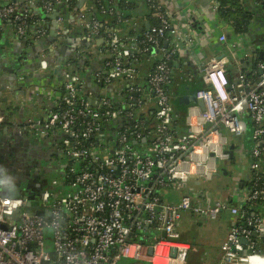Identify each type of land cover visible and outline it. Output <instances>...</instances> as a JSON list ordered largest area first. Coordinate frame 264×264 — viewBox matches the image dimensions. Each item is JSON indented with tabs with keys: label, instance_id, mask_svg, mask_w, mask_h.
Listing matches in <instances>:
<instances>
[{
	"label": "built area",
	"instance_id": "built-area-1",
	"mask_svg": "<svg viewBox=\"0 0 264 264\" xmlns=\"http://www.w3.org/2000/svg\"><path fill=\"white\" fill-rule=\"evenodd\" d=\"M78 1H37L45 19L56 22V39L49 50L31 59L50 76L61 74L54 104L30 120L28 127L34 136L57 145L62 158L59 172L67 189L57 191L56 181H52L54 189L42 191L29 207L25 195L0 194V264H120L122 260L185 264L190 246L178 239L176 231L182 211L215 218L228 210L234 217L220 244L217 264H250L252 257H261L263 252L255 248L252 232L264 209V59L234 57V71L229 75V55L211 56L200 68L203 86L194 93L203 109L189 107L185 127L176 129L167 87L172 72L169 59L176 51H164L165 56L151 66L147 76L155 124L146 136L138 130V122L129 125L122 120L132 118L131 108L140 102V87L134 85L135 64L152 62L162 39L175 32L166 11L160 2L147 0L155 8L152 18L157 22L149 24L136 43L117 28L100 32L101 24L88 16L92 6L83 0L77 7ZM18 10L12 3H0V29L9 22L19 39L38 41L48 36L49 28L41 25L35 12ZM28 20L34 21L32 33L27 29ZM68 20L83 30L93 48L97 40L105 43L96 49L105 59L106 72L95 75V84L104 90L95 107L88 101L93 98L82 95L84 74H69L67 61L62 65L49 61L58 44L65 43ZM218 40L229 43L233 51L241 48L225 34ZM82 48L73 49L72 58L90 54V46ZM261 51L264 58V41ZM115 81L119 83L116 93L106 96ZM126 101L128 106L120 108ZM4 121L0 110V124ZM108 125L112 134L104 132ZM249 127L248 173L239 179L237 195L230 202L218 199L202 204L189 195H182L177 203L164 200L161 188H182L190 180L209 181L220 171L221 161L229 156L227 136L221 128L243 138L249 135ZM127 132H134L133 140ZM46 228L52 230L51 251L45 247Z\"/></svg>",
	"mask_w": 264,
	"mask_h": 264
},
{
	"label": "crops",
	"instance_id": "crops-1",
	"mask_svg": "<svg viewBox=\"0 0 264 264\" xmlns=\"http://www.w3.org/2000/svg\"><path fill=\"white\" fill-rule=\"evenodd\" d=\"M37 1L0 0V3H12L21 12L25 10L35 12L38 19L41 20V25L48 27L50 30L53 21L50 17L45 19L43 11L37 6ZM156 2L161 3L168 15L169 22L175 30L174 33L170 32L162 39L161 50L158 53L156 52V56L163 58L165 56L164 51L175 49L176 52L169 61L172 70L171 79L173 76V79L177 80L176 85L182 84V81H187L188 85L192 84V90L202 87L203 81L200 68L213 55H229L231 63L229 64L228 73L234 71L231 60L234 57L250 60L258 58V56L255 57V54H259L264 41V11L258 8L255 9L248 33L235 35L232 27L218 17V3L214 0H155L154 3L156 4ZM80 5L78 4L77 7ZM126 6L133 8L134 14L124 21L125 24L122 29L125 32L135 31V28L141 25L146 27V24L150 22H157L156 19L152 18V11L155 8L148 4L147 0H130ZM65 31V43L60 46L58 44L53 56H49L51 58L50 62L65 63L68 60L67 58L71 56L73 49L78 47L86 49L87 46H90V54H88L89 67L84 70L86 74L84 76L85 86L82 90V95L97 101L96 99L103 95L101 93L104 90L98 89L100 86L97 83L95 84V75H104L106 66L103 63V57L96 52V49L103 41L97 40V46L93 48L90 44L91 40L86 37L83 30L72 20L67 21ZM221 34L236 40L240 43L241 48L237 51L231 50L229 43L218 40ZM48 37L49 33L45 39ZM55 39L54 37L51 41L46 40L44 44H41V39L38 41H33L30 38L19 39L15 36L11 23L4 22L2 24L0 29V110L5 114V121L0 124V147L4 146L6 142H11L8 140L10 136L21 133L22 136L28 135L29 139H33L37 143H41L43 139L53 149L55 156H59L56 153L58 151L57 145L50 143L47 138L34 136L28 127L29 121L37 118L40 113L50 108L58 97L57 84L61 83V74L57 77L51 76L52 80L48 82L49 72L40 70L36 64L31 62L32 57L39 55L43 50H49L51 43ZM80 43L81 46L79 45ZM253 49L255 52L252 53ZM4 50H9L8 54H4ZM135 66L137 68V79L134 84L140 87L138 97L140 102L134 107L132 106V108L135 114H141L144 117L151 113L152 110H155V104L148 96L149 88L146 80L152 64L150 61H140ZM12 74L16 77L14 80L11 78ZM197 79L200 81H197ZM117 82H113L109 89L105 91L106 96H113L116 93V86L119 84ZM189 94L191 95L192 92ZM190 95H185L181 98V100L191 101L187 110L193 105H198L196 99L192 100L189 98ZM251 146L252 143L247 146V150L243 151L236 146L233 140L228 141L226 150L229 156L226 160L221 161L220 168H226L227 177H231L230 183L233 182L232 185H234L233 191H228V185L217 188L211 185L214 178L221 179V175L204 182L201 180H190L182 188L168 187L164 189V193L160 190V194L166 202L171 203H177L182 195H189L194 200L201 201L202 204L218 199L223 201L231 200L232 196L235 197L237 195L236 188H239V181L236 182V178L245 177L248 173ZM229 151H232V157ZM242 151L248 154V162H244ZM55 164L59 165L58 169L60 170L62 161L57 160ZM51 185L52 189H54L52 181ZM261 215L264 216V209ZM210 221L214 222V225H208ZM233 221L234 217L230 215L228 210L222 211L215 218L205 215L199 217L194 215L192 217L189 211H182L176 223V228L179 230L184 242L188 243L189 246L191 244L195 248L197 259L202 264H217L221 254L220 244L225 240ZM257 237L258 241H260V250L263 252L261 257H257V261L263 264L264 234L260 235L258 233ZM128 264L139 263L130 262ZM145 264L149 263L145 262Z\"/></svg>",
	"mask_w": 264,
	"mask_h": 264
},
{
	"label": "trees",
	"instance_id": "trees-1",
	"mask_svg": "<svg viewBox=\"0 0 264 264\" xmlns=\"http://www.w3.org/2000/svg\"><path fill=\"white\" fill-rule=\"evenodd\" d=\"M214 1L218 3V9H217L218 17L232 27L235 35L237 34L244 35L248 33V31L250 30V22L252 16L254 15L255 9L258 8L259 10L264 11V0H214ZM87 2L92 6V8L89 10L88 16L96 19L101 24L99 28L100 32H102L105 28L113 27L122 30V32L127 34L128 36L133 37L136 43L141 41V39L143 38L142 34L147 29L145 25L138 26V28H135V31L125 32L122 29L125 24L124 21L128 17H130V15L134 14L133 8L127 7L124 0H113V1L87 0ZM72 8L75 9V4L72 5ZM62 11H66V10L62 9ZM33 24H34L33 20H28L27 29L29 31H31ZM149 24L153 25L154 22L152 23L150 22ZM79 45L81 46V43ZM67 59H68L67 63H69V65L67 66L66 70L69 71L68 72L69 74L75 72H81L85 76L86 73L84 70L89 67V56L87 55V53L84 52L79 59L72 58V56H69ZM258 59L260 58L258 57ZM103 60L105 59L103 58ZM159 60H161V58L154 54V58L151 62L152 66L154 65V63L158 62ZM151 68L149 69L148 74L150 73ZM231 74L232 73H229V75ZM51 78L52 77L49 75L48 82L52 80ZM197 81L200 80L197 79ZM176 82L177 80L175 81L172 76L170 84H168L167 87L171 96V104L173 109V117H174L173 127L176 129H181L184 128L186 125L185 116L187 112V107L189 106V103H191V101L181 100V98L185 95H190L189 93L192 92V86H191L192 84L188 85L187 81L186 82L182 81V84L176 85L177 84ZM127 106H128V101H126L125 104L120 106V108ZM135 121L138 122L139 124L138 130H141L143 134L146 135L147 132L152 130L155 124L154 110H152L151 113L147 114L144 117L141 114H135V112H133V117L128 120H124V121L122 120V123H128L130 125L135 123ZM114 127L116 128V126ZM107 130L109 133L112 132L113 128H111V125H108L106 128H104V132H106ZM104 135L102 137L106 138L107 136ZM127 136L129 139H132L134 136V132L133 133L127 132ZM139 144L140 142L138 144H134V146L138 147ZM19 195L20 192L18 191H14L9 194V196L12 197ZM230 201L231 200H228V202ZM190 214L192 217H194V214L192 212H190ZM176 231L179 236L178 239L184 241L177 228ZM258 250L260 251V247ZM136 263L145 264V262H141V261H136ZM185 264H202L200 260L197 259V256L195 254V248L191 244Z\"/></svg>",
	"mask_w": 264,
	"mask_h": 264
},
{
	"label": "flooded vegetation",
	"instance_id": "flooded-vegetation-1",
	"mask_svg": "<svg viewBox=\"0 0 264 264\" xmlns=\"http://www.w3.org/2000/svg\"><path fill=\"white\" fill-rule=\"evenodd\" d=\"M28 137L17 133L9 137L10 143L6 142L0 147V194L9 195L11 192L21 191L35 197L34 193L45 190L42 186L45 181L44 173L49 169L59 168L55 162L61 161V156H55V152L45 141L37 143ZM39 159L47 163L44 169L38 167ZM253 239L255 248L259 249L258 237Z\"/></svg>",
	"mask_w": 264,
	"mask_h": 264
},
{
	"label": "rangeland",
	"instance_id": "rangeland-1",
	"mask_svg": "<svg viewBox=\"0 0 264 264\" xmlns=\"http://www.w3.org/2000/svg\"><path fill=\"white\" fill-rule=\"evenodd\" d=\"M221 131H222V133L224 132L227 135V141L233 140L235 142L236 146L240 147L243 151L247 148V146H249L250 143H252L251 138H250V134H251L250 127H249V135L246 136V137H243V138L234 137L231 133H229L226 129L224 130L223 128H221ZM243 151H242V156L244 157V162H248V159H249L248 154H246L245 152L243 153ZM38 164H39V166H38L39 168H43L44 169V167H45V165L47 163L44 160L39 159L38 160ZM52 166H54V164ZM248 167H249V164H248ZM43 178L45 179V181L43 182V185H42L43 186V190L44 189L45 190L46 189H49V190L52 189V185H51V181L52 180L56 181L57 190L64 191L65 189H67V187L64 184V181H63V179H62V177L60 175V172H59L58 168L56 170L55 169H49L48 171H46L44 173ZM235 181L237 182V181H239V179L236 178ZM212 182L213 183H211V185L214 186L215 188L220 187V186L228 185L227 186L228 191L229 192L233 191V188H234V185H232L233 182L230 183V179L227 176H221V179L214 178V180ZM214 184H216V185H214ZM161 191L163 193L165 192L163 188H161ZM18 192H20V195H25V193H23L21 191H18ZM40 194H41V191H37L36 193H34L35 200L33 201V205L36 203V201H37L36 199L40 196ZM225 211H227V210H225ZM209 224H213L214 225V222L210 221L208 223V225ZM44 233H45V247H46L47 250L51 251V249H52V230L50 228H46ZM130 262L131 263L132 262L135 263L134 261H131V260H122V262L120 264H128Z\"/></svg>",
	"mask_w": 264,
	"mask_h": 264
},
{
	"label": "water",
	"instance_id": "water-1",
	"mask_svg": "<svg viewBox=\"0 0 264 264\" xmlns=\"http://www.w3.org/2000/svg\"><path fill=\"white\" fill-rule=\"evenodd\" d=\"M82 2H83V0H79L77 4L80 5ZM56 15H57V14H54V15L51 16V17L56 18ZM148 27H149V24L147 23V24H146V28H148ZM55 36H56V22L53 21V23H52V27H51L50 30H49V37H48L47 39H43V40H41L40 42H41V44H44V42H45L46 40L51 41ZM24 44H25V43H24ZM23 47H24V46H23ZM3 52H4V54H6V53L8 54L9 50H4ZM251 52L253 53V52H255V50L253 49ZM256 56H258L259 58H262V57H263V53H262V51H260L259 54H257V55L255 54V57H256ZM49 61H51V59H49ZM62 64H63V63H61V65H62ZM11 78L14 80L16 77H15L14 74H12V75H11ZM197 89H198V88L193 89V90H192V94L190 95V97H189V96H187V97L191 98L192 100H195L194 93H195V91H196ZM88 101H89L90 105H92L93 107H95V106L97 105V102H96L95 100H93V99H88ZM197 103H198V105L203 109V103H202V101H201V100H197ZM237 138H238V137H237ZM142 141H144V139H143ZM229 153H230V156L232 157V151H231V152L229 151ZM221 175H222V176H227V175H228V172H227V170H226L225 167H221V168H220V171L214 174L215 177H218V176H221ZM229 179H231L230 176H229ZM25 196H26V198L28 199L26 205L29 207L30 204H31V201H34V200H35V197L28 196V195H26V194H25ZM35 213H37V214H41L42 212H41L40 210H36ZM258 233H259L260 235L264 234V216L262 217L261 222H260L259 224H257V225L254 226V230H253V232H252V238H257V234H258ZM242 243H243V244H246V240H242ZM149 252H151V251L149 250Z\"/></svg>",
	"mask_w": 264,
	"mask_h": 264
},
{
	"label": "bare ground",
	"instance_id": "bare-ground-1",
	"mask_svg": "<svg viewBox=\"0 0 264 264\" xmlns=\"http://www.w3.org/2000/svg\"><path fill=\"white\" fill-rule=\"evenodd\" d=\"M258 258L257 257H252L250 260V264H255L257 262Z\"/></svg>",
	"mask_w": 264,
	"mask_h": 264
}]
</instances>
